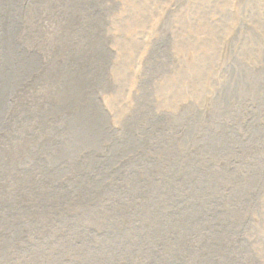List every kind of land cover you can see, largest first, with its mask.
Returning a JSON list of instances; mask_svg holds the SVG:
<instances>
[{"label":"rangeland","instance_id":"obj_1","mask_svg":"<svg viewBox=\"0 0 264 264\" xmlns=\"http://www.w3.org/2000/svg\"><path fill=\"white\" fill-rule=\"evenodd\" d=\"M263 80L264 0H0V264H264Z\"/></svg>","mask_w":264,"mask_h":264},{"label":"bare ground","instance_id":"obj_2","mask_svg":"<svg viewBox=\"0 0 264 264\" xmlns=\"http://www.w3.org/2000/svg\"><path fill=\"white\" fill-rule=\"evenodd\" d=\"M189 30V29H188ZM264 81V80H263Z\"/></svg>","mask_w":264,"mask_h":264}]
</instances>
